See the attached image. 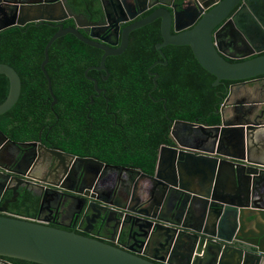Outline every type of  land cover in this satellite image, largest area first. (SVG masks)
Wrapping results in <instances>:
<instances>
[{
    "label": "flooded vegetation",
    "instance_id": "af4514ba",
    "mask_svg": "<svg viewBox=\"0 0 264 264\" xmlns=\"http://www.w3.org/2000/svg\"><path fill=\"white\" fill-rule=\"evenodd\" d=\"M12 1L16 0H0V24L5 21V15L12 9V5L18 3ZM60 1L70 11V15L61 21L63 27H75L89 40L114 48L122 42V30L127 25L141 20L157 9L165 14L170 13L172 17L175 15L176 26L187 28L194 17L191 12L197 5L203 11H208L220 0H24V5ZM234 12L235 16L226 24L225 42L231 47L234 42L239 44L242 37L248 42L255 43L257 39L262 42L261 32L256 30L252 36L248 25H252L253 29L254 19H257L259 30L264 31L262 21L264 13L256 12L251 0L245 2L244 6L233 7L227 18ZM30 24H46L57 30V27L46 22H30L25 25L29 27ZM160 25L161 17H157L150 23L130 31L125 49L117 55H110L122 59L136 56L142 58L145 54L139 55L140 49L133 47L137 43L134 39L135 33L139 35L144 29H147V33L158 27L160 40L154 43L156 54L149 57L151 63L146 66L147 76L151 77L153 85V74L157 73L156 87L152 89V86L146 91L150 102L134 103L128 108V112H123V115L118 116L111 109L106 96L109 90L99 85L98 79L88 75V72L87 76L97 81V87L95 88L93 81L88 79L91 87L75 88L78 100L73 103L60 102L58 94L52 91L56 102L52 103L50 96L47 102H42L46 106V118L37 117V114L32 112L33 105H40V101H34L39 97H30L23 103L18 101L22 90L21 82L17 101L9 110L0 114V213L15 214L12 209L18 206L34 205V216L26 217L78 233L86 234L85 230L91 235L101 236L103 240L112 239L116 245L133 247L136 253L145 251L154 255L152 246L146 248L139 246L136 243L137 238L129 236L127 229L122 227L120 222L121 217L124 222L127 219L125 208L132 210L131 213L139 210L138 199L135 197L144 184L151 183V179L145 174H153L156 168L155 164L153 171L149 172L137 163L139 159L146 160L142 155L143 149H151L156 142L154 147L156 162L160 144L171 145L177 139L188 146L199 145V137L204 135L200 126L208 123L212 117L216 122L211 125L219 126L223 113L226 122L247 126V130L238 129L234 134H237L238 139L242 138L250 159L258 163L256 165L264 167V74L243 82L220 80L218 84L213 85L215 90L211 110L205 111L203 87L205 74L200 69L201 66L194 58L189 45H173L183 46L189 53L177 54L175 56L178 59L177 64L172 65L171 56L165 53L172 44L162 46L160 51L156 48V44L163 41ZM233 27L243 31L241 37ZM170 32L174 33L173 24ZM147 35L150 36V33ZM91 47L100 51L102 55L101 49ZM224 49L233 53L231 49L225 47ZM224 57L229 61L240 60ZM173 66V75L188 74L189 80L185 83L178 80L176 92H172V89L165 92L163 87L158 89L160 75ZM96 71L102 79L108 81L110 73L106 65L105 70ZM106 74L107 78H104ZM83 75L85 76L84 72ZM213 78L214 81L215 77ZM9 87V78L0 73V103L6 98ZM100 97L104 98L105 102L95 101ZM168 97L174 101L168 102ZM100 105L103 112L98 107ZM159 107L162 111L157 115ZM174 109H178L179 112L174 113ZM189 112H194L195 115L189 116ZM17 114L21 115L18 119L15 118ZM175 115H184L187 118L174 117ZM184 122H190L191 126L187 127ZM158 124L163 128L158 129ZM216 132L222 139L221 129ZM225 138L226 136L223 140ZM157 141L160 144H157ZM163 170L164 168H161V175L164 174ZM81 172L82 177H79ZM255 173L258 177L263 174L260 170H256ZM260 191L264 194V185L260 187ZM131 196L134 197L132 200ZM262 196L264 200V195ZM114 204L125 207L123 216L118 218V212L115 211L117 207ZM106 206L110 207L109 210ZM92 209L100 215L109 213L110 222L103 225L100 231L98 228L100 219H94L96 212ZM196 211L194 207L189 209L191 217ZM113 220L117 223H113ZM181 222L184 223V220ZM136 224L148 225L138 219ZM114 233H118L116 238L115 235L112 236ZM204 251L193 252V256L188 258L189 264H207L208 257L204 256ZM195 257H199L198 261ZM167 260L164 264L185 262L177 253H171ZM0 264L38 263L0 256Z\"/></svg>",
    "mask_w": 264,
    "mask_h": 264
},
{
    "label": "water",
    "instance_id": "95a60500",
    "mask_svg": "<svg viewBox=\"0 0 264 264\" xmlns=\"http://www.w3.org/2000/svg\"><path fill=\"white\" fill-rule=\"evenodd\" d=\"M16 1L18 3L12 5L5 21L0 24V31L30 22H46L57 27L44 45L40 62L52 103L56 102V98L45 64L49 58V47L57 38L70 33L103 51L99 64L84 70L86 78L92 80L96 88L97 81L87 76V72L91 69L105 70V58L125 49L129 32L157 17H161L163 41L156 44V48L160 51L167 44L189 45L199 65L215 77L212 85L220 80L243 82L264 74V31L259 30L257 21L254 20L253 29L252 25H248V29L252 36L256 30L261 32L262 42L258 39L256 42L251 39L255 43L248 42L243 37L239 47L237 42L232 47L225 42L226 24L235 12L229 18L227 15L233 7L244 6L248 0H220L205 12L197 5L191 12L194 17L187 28L176 26L175 15L172 17L170 13L157 9L127 25L122 30V42L114 48L89 40L75 27H63L61 21L70 15V11L62 1L29 3L27 6L24 0ZM251 1L256 12L262 7L264 9V0ZM262 21L264 23V19ZM172 24L174 33L170 32ZM233 28L241 37L243 31ZM224 56L240 60L229 61ZM0 73L10 80L9 92L0 103L2 114L17 101L21 81L17 71L6 63L0 62ZM156 78L157 73H154L152 89L156 87ZM227 91L229 94V89ZM220 122L219 126L208 123L200 126L204 135L199 137V145L188 146L177 139L171 145H159L156 168L153 174H145L151 183L145 184L135 197L139 210L143 212L137 210L131 213L132 210L114 204L117 208L112 210L118 212V218L123 216L125 208L127 219L124 222L121 217L120 222L129 236L137 238L135 241L141 247L152 246L154 255L145 251L138 254L133 247L116 245L112 239L103 240L101 236L91 235L85 230L86 234L78 233L29 217L0 213V256L38 264H164L171 253H177L185 260L183 264H189L188 258L193 256V252L205 250L207 264H264V194L260 191L264 185V167L250 159L242 138L238 139L234 134L238 129L247 130V126L226 122L223 113ZM184 124L191 125L190 122ZM218 129H221L222 139L216 132ZM162 162L167 163L163 175ZM192 170H195L194 174ZM256 170L263 174L258 177ZM79 177H82V172ZM230 179L232 187L227 185ZM133 198L131 196V200ZM106 207L109 210L110 207ZM192 207L197 211L191 217L189 209ZM94 219H100L99 231L110 222L109 213L100 215L96 212ZM137 219L148 225L136 224ZM198 259L195 257L196 261Z\"/></svg>",
    "mask_w": 264,
    "mask_h": 264
},
{
    "label": "trees",
    "instance_id": "16d2710c",
    "mask_svg": "<svg viewBox=\"0 0 264 264\" xmlns=\"http://www.w3.org/2000/svg\"><path fill=\"white\" fill-rule=\"evenodd\" d=\"M54 31L55 29L46 24H30L29 27L26 25L21 27L12 26L0 31V62H6L12 66L21 78L22 90L18 101L23 103L29 100L30 97H39L34 101H40V105H33L32 112L36 113L37 117L39 116L41 118L47 117L45 112L46 106L43 105L42 102H47V98L50 95L47 89L46 79L40 70V62L43 59L44 45ZM146 31L147 29H144L139 35L135 33L134 39H136L137 43L133 45V47L140 49L139 55L145 54V56L142 58L137 56L135 58L129 57L127 59L115 56L107 57L105 65L110 73L108 81L102 79L98 71L94 69L88 71V75L98 79L99 85L109 90L106 93L107 99L111 109L117 113L118 116L123 115V112H128V108L134 103L150 102L146 91L151 88L153 84L151 77L147 76L146 66L151 63L149 57L154 53L156 54L154 43L160 40V36L158 27L147 32L150 33V36L147 35ZM184 49L185 47L183 46L172 45L169 46V50H165V53L171 56L172 65L177 64L178 59L175 57L177 54H182L183 52L189 53L188 50H186L187 48ZM48 56L49 58L48 62L45 64V69L51 79L52 91L58 94L57 97L60 102H76L78 99L74 89L91 87V82L86 79L83 72L88 66L97 65L99 63L101 52L89 45L83 44L73 35L67 34L57 38L51 44L48 50ZM172 68H174V66L166 72H163V75H160L161 77L157 85L158 89L163 87L165 92L170 89H172V92H176L178 80H181L182 83L189 80L188 74L180 76L173 75ZM200 69L205 74V80L203 82L206 102L205 111H209L211 110V103L213 102V93L215 90L212 85L214 78L203 68L200 67ZM204 74L201 73V75ZM58 91H60V93ZM163 95L166 96L167 94ZM95 101L105 102L102 97ZM169 101L174 100L168 97V102ZM98 107L103 112V107L101 105ZM157 111H159L157 112L158 115L161 113L160 111H162V109L159 107ZM178 112V109H174V113ZM188 115L193 116L195 113L189 112ZM19 117H21V115L17 114L15 116L17 119ZM132 117L134 116L132 115ZM174 117L187 118L184 115H175ZM97 119L100 121L98 117ZM208 122L213 124L216 122V119L212 117ZM157 127L158 129L163 128L159 126V124ZM159 142L157 141V144H160ZM155 143L156 142L153 143L151 149H143L142 155L146 157V160L141 161L139 159L137 161V163L144 169L149 170V172L153 171L155 165Z\"/></svg>",
    "mask_w": 264,
    "mask_h": 264
},
{
    "label": "crops",
    "instance_id": "0c3cea01",
    "mask_svg": "<svg viewBox=\"0 0 264 264\" xmlns=\"http://www.w3.org/2000/svg\"><path fill=\"white\" fill-rule=\"evenodd\" d=\"M263 8V7H262ZM261 8V11H258L257 9V12H261V13H264V9ZM255 21H257V19H254ZM208 124H210V122H208ZM215 124V123H213ZM211 125V124H210ZM191 126V125H190ZM190 126H187V127H190ZM159 147V146H158ZM157 157H158V154H157ZM264 158V157H263ZM155 164L157 165V158H156V162ZM165 165H167V163H164L162 162L160 167L161 168H164ZM155 170V168H154ZM192 174H194L195 170H192L191 171ZM231 179H230V182L227 183V185H229L230 187H232L233 185V182L231 183ZM145 185V184H144ZM143 185V186H144ZM234 186V185H233ZM37 207V206H36ZM12 211L15 213V214H10V215H18V216H22V217H26V215H29V216H34V211H35V206L34 205H31V207L29 206H18L17 208L15 209H12ZM103 235H105L106 233H102ZM115 235V236H114ZM112 236H114L115 238L118 236V233H114ZM171 251V250H170Z\"/></svg>",
    "mask_w": 264,
    "mask_h": 264
},
{
    "label": "bare ground",
    "instance_id": "6f19581e",
    "mask_svg": "<svg viewBox=\"0 0 264 264\" xmlns=\"http://www.w3.org/2000/svg\"><path fill=\"white\" fill-rule=\"evenodd\" d=\"M199 8H200V6H199ZM203 11V10H202ZM203 12H205V11H203ZM215 30V29H214Z\"/></svg>",
    "mask_w": 264,
    "mask_h": 264
}]
</instances>
